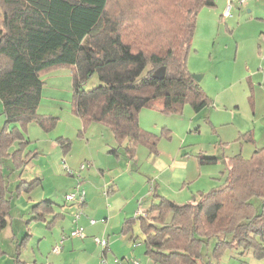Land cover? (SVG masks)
<instances>
[{
	"label": "trees",
	"instance_id": "trees-1",
	"mask_svg": "<svg viewBox=\"0 0 264 264\" xmlns=\"http://www.w3.org/2000/svg\"><path fill=\"white\" fill-rule=\"evenodd\" d=\"M108 2L0 0V101L7 125H50L37 114L43 85L40 75L65 66L72 69L73 113L84 125L99 123L109 128L129 159L139 144L157 152L160 136L140 128L141 108L177 113L186 103L194 112L208 107L210 98L187 70V57L197 14L204 7H214V0H167L168 5L150 0L155 18L149 20L144 39L134 43L126 41L120 24L108 19ZM161 67L164 77L154 78ZM94 73L98 83L84 89ZM17 131L14 126L10 132H0V231L9 214L1 161L9 157L10 143L21 135ZM241 140L254 142L250 132L240 133ZM57 143L63 153L68 151L69 142L57 138ZM109 153L117 155L114 149ZM197 161L203 165L217 158L198 155ZM19 162H13L15 168ZM225 164L223 184L199 192L195 203L177 204L154 193L157 201L145 215L125 222L138 220L149 260L208 264L201 259V251L211 238L217 239V246L242 247L264 259V145L249 159L235 154L226 157ZM258 201L261 211L254 205ZM52 206L48 200L32 205V220H44L53 212Z\"/></svg>",
	"mask_w": 264,
	"mask_h": 264
},
{
	"label": "rangeland",
	"instance_id": "rangeland-1",
	"mask_svg": "<svg viewBox=\"0 0 264 264\" xmlns=\"http://www.w3.org/2000/svg\"><path fill=\"white\" fill-rule=\"evenodd\" d=\"M166 1L159 0V3L168 5ZM249 1L251 0L243 3L247 4ZM244 6L240 7V11L232 7L230 15L225 17V6L216 2V7H204L197 14L192 45L187 57V70L191 75L200 76L198 83L210 98L208 107L194 112L186 103L177 113H165L156 107H143L138 112L140 128L160 136L156 144L160 157L168 159L179 151L177 159L187 163L186 169L180 171L185 177L184 180H187L179 189L180 196H191L199 187L207 192L220 186L224 182L226 157L240 153L243 158L249 159L256 148L264 145V93L259 89L255 77L251 79V90L241 68V60L236 57L235 44L237 37L256 36L259 33L260 27L257 23L244 22L248 17H254L256 7H264V1L258 0L257 6L252 10L251 7ZM151 12L150 0H109L106 10L108 19L120 24L126 41L131 43L144 39L149 20L152 22L156 15ZM249 20L250 18L247 19ZM253 75L254 73L247 77L252 78ZM40 77L43 85L37 114L50 123L46 128L33 122L24 126L7 125L0 101V132H5V129L10 132L16 126L17 132L22 135L10 143L9 157L1 161L8 186L5 198L9 199V214L5 228L0 231V264H14L15 249L21 239L26 242V248L20 249V259L25 260L26 264H116L124 259L137 260L140 264H158L144 257L140 246L127 248V237L123 239L125 236L120 234V229L117 230L116 237L122 239L121 249L127 254L124 258L115 257L118 252L110 250L104 255V248L95 243L93 238L106 240V237L91 236L85 232V228L83 238L70 236L72 229L77 225L81 226L80 215L77 218L78 212L74 210L80 202L76 199L65 200V194H75L78 187L75 176L66 174L65 168L72 169L75 175L85 176L87 170L81 169L79 164H86L84 159L91 162L90 154L106 165L104 171L109 175H117L121 168L115 167L116 158L105 150V135L110 134L108 129L99 123L84 125L72 111V69L67 66L56 67L43 71ZM97 83V75L94 73L83 87L87 90ZM245 132L251 133L254 142L239 141V134ZM57 138L69 142L66 153L58 145ZM54 150H58L63 156L60 162L52 164L49 154ZM198 155L216 157L217 161L199 165ZM16 160L20 161L19 168L14 167L13 162ZM96 160L93 162L97 165ZM127 163L129 166L126 168L125 177L116 181L121 187L120 195L129 199L135 198L136 205L140 197L138 189L143 194L144 185L147 184L146 191H150L151 182L146 181L143 174H151L150 177H153L154 170L143 162V158L137 164L133 160H127ZM113 167V171H109ZM93 172H97L95 165ZM37 179H41V185ZM133 180L138 183L134 184ZM29 183L31 185L27 186ZM16 185L24 187L20 186L18 189ZM26 186L31 190H27ZM52 190L55 191L53 200L56 211L63 210V216L48 229L45 223L36 222L37 220L27 223L31 205L47 199ZM175 190L177 191L176 188ZM146 200L147 202L141 203L142 207L157 201L153 195ZM254 205L261 211L259 201ZM130 207L131 204L127 205L126 210ZM61 240L70 242H66L63 247ZM79 242H86V248L80 247ZM217 243L215 238L204 241L201 251L204 263L264 264V259L256 258L250 250L236 246L221 247ZM54 247L59 248L58 253L52 251Z\"/></svg>",
	"mask_w": 264,
	"mask_h": 264
},
{
	"label": "crops",
	"instance_id": "crops-1",
	"mask_svg": "<svg viewBox=\"0 0 264 264\" xmlns=\"http://www.w3.org/2000/svg\"><path fill=\"white\" fill-rule=\"evenodd\" d=\"M214 2H215L214 7H216V2L221 6H226L225 5L226 0H214ZM257 3L258 0H251L249 1V3L244 4L245 6L243 4H235L233 7L236 10H239L240 7L242 6L246 8L251 7L250 10H252L254 6H257ZM248 18H250L249 21H247ZM248 18L245 19L244 23L253 21L257 23L258 27H260V31L256 36L242 35L240 37H237V39H235L236 57L241 60V68L245 72L244 76L246 77V80L248 81L251 90L253 89V83L251 79L255 77L257 79L256 82L258 84L259 89H261L264 93V58L262 57V53L264 51V7H256L254 12V17H248ZM240 20H241V16H240ZM253 73L254 75L252 76V78L247 77L248 75H252ZM107 129L110 134L105 135V139H104L106 142L104 144L105 150L107 154H111L109 153V151L112 149L117 151V155H113L116 158L115 167L117 168L119 166L121 170L115 176L109 175L106 171H104L106 165L97 161L95 157L90 154L91 162L87 159H84V162H87L85 165L86 166L85 169L87 170L85 176H80L79 174L75 175L74 171H72L73 175H70L65 171L66 174L70 176H75L76 182L78 184L77 190L84 192L83 202L80 204L75 203L76 209L74 210L75 212H78L77 217H79L80 215L79 217V220L81 221L80 224L83 228H85L86 230L85 232L87 234H90L91 236L100 235L102 237H106L107 247L102 251L104 255L107 250H110L112 252H118V254L115 257L124 258V256H127V254H125V252L122 251L121 249L122 244L120 243L122 242V239L116 237L117 234L116 232L118 229H120V234L122 236H125L123 237V239H126L127 237V243L125 244L126 247L137 248L140 246V248L143 249V255H144L143 235L140 232L138 220L134 219L129 225H124L125 222L129 219H132L136 216H144L146 211L150 208L153 202L143 207L141 203L145 201L147 202L146 198L149 197L150 195H153L154 193L170 201H173L177 204L195 203L198 199V193L206 192V191L205 189H202L203 187H199L194 191L196 194L192 193L191 196L189 194L182 196L178 194L179 192H181V190L179 189L187 181L184 180L185 177L180 173L181 170L184 171L186 169L187 163L185 162L183 163V161H179V159H177L176 156L179 151L176 153L174 157L171 156L168 159H162L158 151L155 154L151 153L147 150L145 146L139 144L136 147L133 158L129 159L127 156L123 154V149L119 145H117L109 128ZM62 156L63 155H61V153L58 150L56 151L54 150L49 154L50 161L52 164L60 162L62 160L61 159ZM140 158H143V162H145L147 165L153 168L154 173H153V177H150L151 174L148 175L143 174L145 176L144 178H147L146 181L149 180V182H151L150 191H146L147 184L144 185L143 189L145 191L143 190L144 191L143 194H141L142 193L141 190L138 189V193H139L138 195H140V197L139 200L137 201V204L135 205L134 204L135 198L129 199L128 197L124 198L123 196L120 195L122 194L120 192L121 187L119 182H117L116 180L125 177L126 168L129 166L127 160L129 162L133 160L137 164V162L140 161ZM93 160L97 161V165L94 164ZM83 164L85 163L82 162L79 165L81 166ZM94 165L97 172L92 173V169ZM107 166H109V164ZM79 167H78V171H80ZM115 167L109 169V171L112 172L113 171L112 169H114ZM128 176L130 177V175ZM40 182L41 179L38 182L41 185ZM132 182L134 184L138 183V181L135 180H133ZM132 182L130 184L131 188H132ZM140 183H141V187H143L142 182ZM17 186L18 185H16V188ZM175 188L177 189V191L175 190ZM54 195H55V191L52 190L49 193L47 199H44L52 202L53 212L50 214H46L44 216V220L36 221V222L45 223V226L47 227L46 229L50 228V226L55 221L60 219L59 217L60 216L62 217L64 214L63 210L56 211L57 210L55 207L56 203L53 200ZM35 203H33L32 205H34ZM129 204H131V207L129 210H126V206ZM59 206L63 207L62 205ZM88 216H92L91 218L93 219L89 218ZM32 218H33L32 214L30 213L29 210V217L26 220L27 223L30 220H32ZM91 220H93L94 223H90ZM76 224H77V219H76ZM61 241L63 247L64 245H66L65 244L66 242L67 243L70 242L69 240L64 242L63 240ZM85 243L86 242H79L78 245L80 247L86 248ZM25 246H26V242L22 241L21 239L20 244L18 243L15 249L16 257L14 260V264H26L25 260L20 259L21 256L20 249ZM144 257L147 256L144 255ZM116 260L118 259L116 258Z\"/></svg>",
	"mask_w": 264,
	"mask_h": 264
},
{
	"label": "built area",
	"instance_id": "built-area-1",
	"mask_svg": "<svg viewBox=\"0 0 264 264\" xmlns=\"http://www.w3.org/2000/svg\"><path fill=\"white\" fill-rule=\"evenodd\" d=\"M243 2H245V0H226V6L223 12V16L228 17L230 15V11L232 9V7L235 4H242ZM262 57L264 58V51L262 53ZM86 164H83L80 166L81 169H85ZM65 171L70 174L73 175V172L71 170H69V168H65ZM72 199H77V201H79L80 203L83 202L84 200V192L83 191H79L76 190L75 194H71V195H65V200H72ZM78 218V217H77ZM90 223H94L93 220L90 221ZM84 228L82 226H76L74 229H72L70 231V236L72 237H78V238H83L84 237V233H83ZM94 242L101 245L104 249L107 247V242L105 239H98L97 237L94 238ZM53 252L58 253L59 248L58 247H54ZM118 261V260H117ZM116 264H140L137 260H133L130 261L128 259H124L121 262H116Z\"/></svg>",
	"mask_w": 264,
	"mask_h": 264
},
{
	"label": "water",
	"instance_id": "water-1",
	"mask_svg": "<svg viewBox=\"0 0 264 264\" xmlns=\"http://www.w3.org/2000/svg\"><path fill=\"white\" fill-rule=\"evenodd\" d=\"M165 74V68L161 67L158 68L154 73H153V77L157 78V79H162L164 77ZM193 79L196 80L197 82L199 81L200 76L198 75H192Z\"/></svg>",
	"mask_w": 264,
	"mask_h": 264
}]
</instances>
